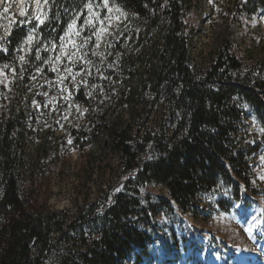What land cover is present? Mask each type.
<instances>
[{
	"label": "trees",
	"instance_id": "16d2710c",
	"mask_svg": "<svg viewBox=\"0 0 264 264\" xmlns=\"http://www.w3.org/2000/svg\"><path fill=\"white\" fill-rule=\"evenodd\" d=\"M197 4L110 0L109 12L103 0H47L43 25L13 27L0 53L13 73L9 90L0 84V264H137L159 207L207 221L212 207L258 194L250 163L262 141L248 121L264 133V63L245 70L225 31V43L195 54L184 20ZM247 8L264 11V0ZM74 19L89 52L57 60ZM58 160L74 182L60 211L36 199ZM148 184L165 192L156 203Z\"/></svg>",
	"mask_w": 264,
	"mask_h": 264
},
{
	"label": "rangeland",
	"instance_id": "374dc122",
	"mask_svg": "<svg viewBox=\"0 0 264 264\" xmlns=\"http://www.w3.org/2000/svg\"><path fill=\"white\" fill-rule=\"evenodd\" d=\"M248 1L198 0L195 6L197 10L192 9L184 20L188 28L196 31L193 40L196 44L195 54L207 52L215 39L225 43V31L242 67L251 71L261 70L259 64L264 63V11L257 10L248 16ZM22 10L24 15H21ZM47 13L48 6L44 0H40L39 5L36 0H0V53L5 52V41L14 26H29L33 22L39 25L35 16L40 15L45 21ZM95 15H87L83 26L89 25L87 19ZM76 27L80 31L79 36H63L64 48L59 52L60 58L69 57L75 52L73 57L78 59L89 52V44L82 36L83 29L78 25ZM69 31L67 29L66 32ZM73 43L76 48H73ZM95 47L98 50L102 48L101 39L96 41ZM262 71L264 76V66ZM12 76V72L0 70V84L7 90L10 89L8 86ZM248 133H258L262 141L261 149L252 156L250 163L252 185L258 194L245 195L243 201L229 204L226 211L212 207L213 214L207 221L193 219L190 214H184L177 208L165 211L159 207L155 224L151 227L153 234L137 264H264V133L258 130L251 115ZM67 160L70 167L78 168L80 159L75 151H71ZM60 164L59 160L56 161L46 173L36 196L39 204L58 211L71 206L74 185L73 178L61 171ZM142 193L151 195L153 203L161 194H165L160 186L154 184L146 185ZM213 202L215 199L206 204L209 207Z\"/></svg>",
	"mask_w": 264,
	"mask_h": 264
},
{
	"label": "snow or ice",
	"instance_id": "6c2138e0",
	"mask_svg": "<svg viewBox=\"0 0 264 264\" xmlns=\"http://www.w3.org/2000/svg\"><path fill=\"white\" fill-rule=\"evenodd\" d=\"M44 2L47 3V0H44ZM36 3L39 5L40 0H36ZM109 3H110V0H103V6H104L106 9H108L109 12H111L112 9H111V7H109ZM85 7H86V9H87L90 13L92 12V10H93V5H92L91 2L87 3V4L85 5ZM4 11L7 12L8 9L5 8ZM116 12L120 13L121 16L126 15V13H124V12H123L120 8H118V7L116 8ZM24 14H25V13H24V11L22 10V11H21V15H24ZM97 18H98V17H97ZM35 19H36V20L38 21V23L41 24V25H43V24L45 23L44 19H42L40 15H36V16H35ZM106 19H108V18L106 17ZM87 23L91 26V25L93 24V21H92V20H88ZM101 23H103V21H101ZM76 25H77V21L74 19V20L68 25V29H69L70 31H69V32H66L65 35H66V36H68V35L79 36V35H80V31L77 29ZM106 31H107L106 28H102V29H97L96 31L93 32V35L96 37L97 42L100 40L101 36H102ZM63 39H64V37H61V40H63ZM90 39H91V37H85V42H87V41L90 40ZM33 40H34V36H33L31 33H29V34L26 36V38H25V40H24L23 43L28 44V45H31L32 42H33ZM69 42H71V40H69ZM82 46H83V45H81V47H82ZM98 46H99V44L97 43V47H98ZM60 47H61V50L63 51L64 45H60ZM76 47H77V46L73 43V48H76ZM21 50H23V49H21ZM38 52H39V49H37V53H38ZM75 54H76V53L73 52V53L71 54V56H69L68 58L71 60L72 56H74ZM93 54L96 55V54H98V53H95V52H94ZM81 58H82V57H81ZM36 59H38V60L41 59V57H40L39 54H37ZM56 59H57V60H60V57L57 56ZM20 61L23 62V63H26V62H27V61L25 60V57H24V56H20ZM89 63H91V62L89 61ZM5 67H7V65H5ZM37 71H40V69L38 68ZM53 71H55V69H53ZM66 71H67L69 74L72 73V69H71V68L67 69ZM73 78H74V77H73ZM33 79H35V77H33ZM64 79H65V78L62 77L61 80H60V82L63 83V80H64ZM64 90L67 91V89H64ZM69 94H70V93H69ZM65 99H67V97H65ZM85 111H87V110L85 109ZM253 219H255V218H253Z\"/></svg>",
	"mask_w": 264,
	"mask_h": 264
}]
</instances>
